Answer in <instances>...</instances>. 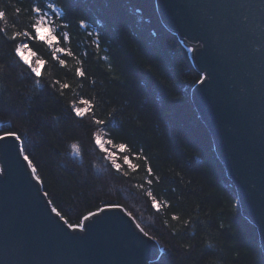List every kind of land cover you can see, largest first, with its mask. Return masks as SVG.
Masks as SVG:
<instances>
[{
    "label": "trees",
    "instance_id": "1",
    "mask_svg": "<svg viewBox=\"0 0 264 264\" xmlns=\"http://www.w3.org/2000/svg\"><path fill=\"white\" fill-rule=\"evenodd\" d=\"M57 2L68 39L49 46L22 35L34 0H0V135L21 136L50 207L72 224L120 207L157 245L149 264H264L190 103L200 74L154 0ZM19 44L43 61L37 74L17 58ZM109 117L105 130L94 122Z\"/></svg>",
    "mask_w": 264,
    "mask_h": 264
},
{
    "label": "water",
    "instance_id": "2",
    "mask_svg": "<svg viewBox=\"0 0 264 264\" xmlns=\"http://www.w3.org/2000/svg\"><path fill=\"white\" fill-rule=\"evenodd\" d=\"M154 3L163 27L192 47L190 63L206 82L190 88V103L264 258V0ZM51 209L19 141L0 142V264H149L158 256L120 207L93 212L74 232Z\"/></svg>",
    "mask_w": 264,
    "mask_h": 264
},
{
    "label": "snow or ice",
    "instance_id": "3",
    "mask_svg": "<svg viewBox=\"0 0 264 264\" xmlns=\"http://www.w3.org/2000/svg\"><path fill=\"white\" fill-rule=\"evenodd\" d=\"M62 10H63V5L58 3L57 0H46V2L41 5L38 3V0H34V4L30 9V13L33 17V21L30 25L31 27V34L28 32L23 33L22 35L29 37L31 39H38L41 38V34L43 33V40L44 42L48 43L49 46L53 45V42L56 43H60L61 39H68L67 37H63L61 38L58 30H57V24L60 20V16L58 15V13L62 14ZM0 16H3V13L0 12ZM87 23L85 21V18H81L80 20V27L81 28H87ZM15 38V37H13ZM21 51V48L17 47L16 48V52L19 53ZM64 49L62 47H55V52L56 53H60L63 52ZM68 55H71V53H68ZM25 63H27V61H25ZM40 63H43V61H40ZM61 65L64 64V60L60 61ZM32 72L36 73L37 69L36 68H32ZM77 75H83V73L81 72L80 69H77ZM205 81L204 77H201V79L199 81H197L198 84H203ZM75 115L77 117H79L81 115L80 111L77 109L75 110ZM111 117H109L108 121L105 120H101V119H95V124L97 126H99L101 128V130H105L108 126V123L110 122ZM9 138H11L12 140H21V136L13 130H8L5 131L3 135H0V142L3 143H8L9 142ZM93 139L95 140L97 145H100L103 143V140L101 139V137L99 135H95L93 137ZM119 147L121 149H124L125 151H127V147L125 144H121L119 145ZM20 155L23 156L25 161L29 160L28 155L24 154V150L20 151ZM125 159H128L127 157ZM113 163L115 164V161H113ZM29 169H31L32 172V177L39 182V177L37 176L36 172L37 170L32 166V164L29 162L28 164ZM148 174L151 176L153 175V171L152 168L149 166L147 169ZM47 195V194H45ZM51 203V202H49ZM153 207L156 208L157 207V203H153ZM51 211L55 214L56 217H58L61 221L64 222V224L67 225L68 229L72 230L73 232L76 231L77 229H79L80 227L83 226V221H81L80 223L77 224H72L69 223L64 216L61 214L60 211H58L55 207H52ZM95 213H89L88 216H85L83 219L89 220L90 217L95 216ZM175 218V217H174ZM136 227L138 229H140V231L143 233V235L145 237H147L148 239H151V237L149 236V234L144 231L141 226L139 224L136 225ZM143 243V241H142Z\"/></svg>",
    "mask_w": 264,
    "mask_h": 264
},
{
    "label": "rangeland",
    "instance_id": "4",
    "mask_svg": "<svg viewBox=\"0 0 264 264\" xmlns=\"http://www.w3.org/2000/svg\"><path fill=\"white\" fill-rule=\"evenodd\" d=\"M43 33L41 34V38H38V40L44 42L43 40ZM181 42V41H180ZM46 43V42H45ZM182 43V42H181ZM48 44V43H47ZM17 47L21 48V51L19 53L16 52V49H15V54L17 56V58L22 61L23 63H25V61H27V63H25L26 65L30 66V68H36L37 69V72L39 70V67H40V62H37L35 60H33V55L30 53V51L23 45V44H19ZM16 47V48H17ZM187 51L189 52L192 47L191 46H188V45H185ZM37 72L35 74H37ZM97 145V144H96ZM97 147L100 149V150H103L105 151V153H108L107 150H105L103 148V145L100 144V145H97ZM134 223V221H133ZM135 224V223H134ZM136 225V224H135Z\"/></svg>",
    "mask_w": 264,
    "mask_h": 264
}]
</instances>
